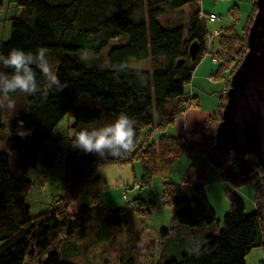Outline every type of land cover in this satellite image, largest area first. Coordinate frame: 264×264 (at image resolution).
<instances>
[{
  "label": "trees",
  "instance_id": "trees-1",
  "mask_svg": "<svg viewBox=\"0 0 264 264\" xmlns=\"http://www.w3.org/2000/svg\"><path fill=\"white\" fill-rule=\"evenodd\" d=\"M256 1L241 31L236 28L240 13L233 8L234 23L225 28L216 44L212 43L216 49L213 58L218 63L215 79L232 76L248 52ZM187 5L192 7L188 22L183 16L175 18L173 27L158 22ZM19 6L20 15L12 19L11 37L1 43L0 56L6 57L13 48L33 53L43 49L59 81L67 87L62 91L55 85L48 88V80L33 65L40 91L0 95V103L5 105L0 107V264H25L31 240L44 253L62 235L73 238L78 229L86 226L91 212L97 221L118 226H127L133 214L151 215L149 205L153 206V201L145 204L140 199L136 207L115 209L95 201L81 209L74 221L68 211L75 200L100 181L95 174L102 164L139 159L145 172L144 183L150 184L160 164L172 163L183 154L200 155L203 164L199 169L191 166L181 185L166 183L165 199L168 206H173L174 216L172 228L162 229L161 237L177 233L182 226L194 229L215 224L218 232L190 253H183L179 259H164L160 264H246L253 249L262 248L264 252V171L254 156L220 155L215 148L216 129L211 132L212 125L221 121L226 94L216 117L201 129L199 140L163 134L152 138L155 132L163 133L177 117L198 106L197 97L189 95L186 86L191 84L209 49L210 36L201 17L200 0H25ZM195 42L199 49L191 59L189 49ZM88 51L93 60L84 57ZM132 60H150L154 68L133 70ZM179 62L183 63L178 66ZM0 71L11 74L13 70L0 67ZM8 103L14 104L15 110L9 109ZM106 113H125L135 119L132 156L128 152L101 158L80 149L68 153L64 194L55 208L33 215L27 195L35 182L29 173L36 168L41 146L65 117L73 115L91 122ZM19 120L30 130L25 138L17 133ZM54 161L51 153L42 158L46 167H52ZM204 162L213 165L233 189L253 188L255 212L247 215L243 199L228 189L231 207L221 229L207 197ZM176 240L170 242L178 247L179 254L181 248ZM40 264L65 263L54 252Z\"/></svg>",
  "mask_w": 264,
  "mask_h": 264
},
{
  "label": "rangeland",
  "instance_id": "rangeland-1",
  "mask_svg": "<svg viewBox=\"0 0 264 264\" xmlns=\"http://www.w3.org/2000/svg\"><path fill=\"white\" fill-rule=\"evenodd\" d=\"M24 1L0 0V45L10 39L12 19L20 15L19 5ZM47 1L51 2L52 0ZM253 4V0H200L202 13L207 16L216 15L220 20L206 22L209 36L214 34L218 37L209 43L208 52L201 62V69L195 70L194 79L191 84L186 86L188 94L197 97L198 106L191 107L185 114L177 117L175 123L167 125L163 133L155 132L152 138L160 137L163 134L172 137L182 136L194 141L200 139L201 129L216 117L219 107L223 105V90L225 86H230L232 77H227L226 85L224 79H216L213 84L209 83V80L212 79H209L211 74L218 69V63L213 60L216 49L213 48L212 43L216 44L225 28L231 27L234 23L230 12L235 6H239L241 10L240 21L236 27L238 31H241L252 12ZM191 11L192 7L187 5L178 12H174V15L159 18L158 22L162 26L173 27V23L179 16H183L184 21L188 22L191 18ZM82 54L84 55V53ZM84 57L88 60L94 59L89 51L85 53ZM130 65L133 70L140 71H152L154 68L150 60L141 62L132 60ZM225 104L226 102L224 106ZM117 117L118 115L106 113L95 121L84 122L83 117L77 118L69 115L59 123L51 137L41 146L38 154L36 167L40 168L41 175L39 174V177H42L36 178L34 188L27 195V202L31 206L33 215L36 216L55 208L64 194L66 156L68 153H76L78 150V148L72 147L71 139L75 134L84 128L91 129L113 123ZM217 126L212 125L211 132H215ZM46 153H51L55 158V164L52 167L42 164V158ZM128 155L131 157V152ZM202 164L203 158L200 155L183 154L172 163L160 164L158 173L151 179L150 184L144 183L145 172L139 159L98 166L95 176L100 178V181L86 190L69 206L68 212L71 221L76 219L81 209L95 201H100L113 209L123 206L136 207L137 199L145 204L153 201V206L149 205L152 208L151 215L133 214L127 226H118L106 225L97 221L95 214L91 212L86 226L78 229L73 238H67V240L62 235L63 237L53 242L44 253H40L34 240H31L25 264H40L47 259L50 253L54 252H57L65 264H160L164 259H179L183 253H190L196 245H203L208 236H214L218 232V226L214 224L194 229L186 226L179 228L176 242L181 248V253L178 254L176 250L178 247H174L170 241L165 242V238L161 237L162 229L172 228L174 216L173 206H168L166 203L165 189L166 183L169 182L181 185L189 168L193 166V168L199 169ZM204 165L208 183L207 197L217 212L221 229L231 207L228 189L234 190L243 199L247 215L255 212L253 188H246V191L233 189L231 185L221 179L220 172L213 165L208 162H204ZM43 174H45V180ZM42 179L44 185L41 183ZM143 209L146 210V206ZM171 233L176 234V232ZM262 261H264L262 248L253 249L246 258L247 264H261Z\"/></svg>",
  "mask_w": 264,
  "mask_h": 264
},
{
  "label": "water",
  "instance_id": "water-1",
  "mask_svg": "<svg viewBox=\"0 0 264 264\" xmlns=\"http://www.w3.org/2000/svg\"><path fill=\"white\" fill-rule=\"evenodd\" d=\"M257 13L249 29L248 52L231 77L227 101L216 133V150L226 156H254L264 171V0H257ZM198 43L189 49L198 53ZM183 62H179L180 66Z\"/></svg>",
  "mask_w": 264,
  "mask_h": 264
},
{
  "label": "clouds",
  "instance_id": "clouds-1",
  "mask_svg": "<svg viewBox=\"0 0 264 264\" xmlns=\"http://www.w3.org/2000/svg\"><path fill=\"white\" fill-rule=\"evenodd\" d=\"M33 65L39 68L48 80V88L55 85L57 89L62 91L67 87V84H61L59 81L49 65L43 49H38L36 53H33L13 48L6 57L0 56V67L13 70L11 74L0 71V95L8 97L10 93L17 91L26 94H35L40 91ZM4 106L3 103H0V107ZM6 106L15 110V105L12 103H8ZM24 123L23 120L18 121L17 133L22 138L30 134V130L24 128ZM135 125V119L121 113L113 123L78 131L71 139L72 147L85 153H95L101 158L122 156L135 147Z\"/></svg>",
  "mask_w": 264,
  "mask_h": 264
},
{
  "label": "crops",
  "instance_id": "crops-1",
  "mask_svg": "<svg viewBox=\"0 0 264 264\" xmlns=\"http://www.w3.org/2000/svg\"><path fill=\"white\" fill-rule=\"evenodd\" d=\"M253 2H254V0H253ZM234 8H235L236 11H238V12L240 13V16H241V10L239 9V6H235ZM239 10H240V11H239ZM230 15H231V17H233V12H230ZM245 22H246V21H245ZM213 37H214V38H215V37L217 38L218 36H216V35L213 34ZM210 42H211V41L209 40V43H210ZM198 66H199V67L196 68V69H197V70H198V69L200 70L201 67H202V64L200 63ZM213 74H214V73H212L211 76H210V78H209V79L212 78L211 80H209V83H211V84H213L214 81L216 80V79L214 78ZM193 76H194V75H193ZM193 79H194V78H193ZM224 80H225V83H224V84L226 85V80H227V79H224ZM194 81H195V80H194ZM225 85H224V86H225ZM194 132H195V131H194ZM198 134H199V133H198ZM186 139H187V138H186ZM47 140H48V139H47ZM47 140H46V141H47ZM187 140H188V139H187ZM46 141H45V142H46ZM45 142H44V143H45ZM39 174L41 175L40 168L36 167L33 171H31V172L29 173V177H30V179H31L32 181L36 182V180H37L36 178H40V177H42V176L39 177ZM207 189H208V187H207ZM207 194H208V193H207ZM207 196H208V195H207ZM208 199H209V197H208ZM209 201H210V199H209ZM179 230H180V229H179ZM177 237H178V233L175 234V233H171V232H170L169 235H168V237L165 238V242H166V241H171L172 238H173L174 241H175V239H176ZM263 255H264V252H263ZM246 264H247V262H246Z\"/></svg>",
  "mask_w": 264,
  "mask_h": 264
},
{
  "label": "built area",
  "instance_id": "built-area-1",
  "mask_svg": "<svg viewBox=\"0 0 264 264\" xmlns=\"http://www.w3.org/2000/svg\"><path fill=\"white\" fill-rule=\"evenodd\" d=\"M201 17H202L206 22H208V21L220 20V18H219L218 16H216V15H209V16H207V15H205L204 13L201 14ZM209 39H210V41H212V40L214 39V37H213L212 35H210ZM213 60H214V62H216V59H215V58H213ZM228 90H229V86H225V87H224V90H223V93L226 94Z\"/></svg>",
  "mask_w": 264,
  "mask_h": 264
}]
</instances>
